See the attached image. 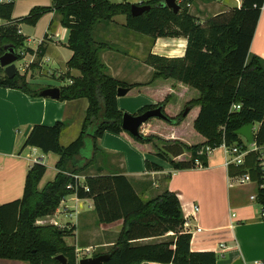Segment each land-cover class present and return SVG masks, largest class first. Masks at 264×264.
<instances>
[{
  "label": "trees",
  "instance_id": "1",
  "mask_svg": "<svg viewBox=\"0 0 264 264\" xmlns=\"http://www.w3.org/2000/svg\"><path fill=\"white\" fill-rule=\"evenodd\" d=\"M14 3L15 0L0 1V19L6 21L0 24V56L8 45L15 46L17 52L23 45L26 38L20 33L22 23L35 25L42 15L55 9L62 17V25L70 30L67 45L73 54L68 67L81 72L80 76H72L71 84L60 87L59 100L87 98L89 107L80 136L68 146L60 141L64 122L33 127L24 147H38L45 154L57 153L60 156L56 164L58 173L39 190L47 166L42 161L34 163L27 172L23 196L0 205V259L23 260L29 264H62L56 259L62 254L68 264H77L76 247L65 241V230L54 223H37L42 217L54 215L66 197L76 195L80 199L93 200L99 223L123 220L106 264L145 261L217 264L214 251L191 249L192 234L184 228L186 218L176 192L165 190L146 200L123 174L86 175L82 184L75 176L83 175L96 163L98 140L107 131L126 134L151 154L169 162L175 170L196 168V159L207 166L208 154L199 155L204 147L215 149L224 142L248 146L237 131L250 123L259 124L255 142L263 146L264 60L251 54L250 50L264 0H242L240 7L232 6L203 22H198L187 6L175 13L164 6V0L141 3L152 8L139 16L132 15V3L128 1L54 0L52 7H35L28 16L19 19L12 18ZM118 15H126L127 27L140 34L153 38L186 37L185 57L150 54L147 63L155 72L146 84H129L110 76L101 59V51L109 44L98 43L94 31L99 23L111 22ZM45 49L42 42L37 49L38 56L43 57ZM18 54L20 59L23 58V52ZM159 79L183 83L196 89L199 95L189 99L178 112L168 108L172 93L156 105L143 107L135 115L161 107L165 118H151L141 128V136L135 137L122 127V118L127 112L118 107V89L124 87L132 92ZM0 86L19 89L32 96H41L44 89L34 87L26 75L19 72L13 78L7 77L1 66ZM234 104H239L240 109L233 110ZM196 106L200 107L197 117L191 127L185 125L180 137L164 134L165 128L180 127ZM151 122L157 125L150 129ZM146 166L150 170L161 169L150 161ZM228 175H250L253 182H258L257 203L264 207V176L257 151H250L243 164H230ZM169 233L174 237L152 243H134Z\"/></svg>",
  "mask_w": 264,
  "mask_h": 264
},
{
  "label": "crops",
  "instance_id": "2",
  "mask_svg": "<svg viewBox=\"0 0 264 264\" xmlns=\"http://www.w3.org/2000/svg\"><path fill=\"white\" fill-rule=\"evenodd\" d=\"M144 1L148 0H132L130 3L139 4ZM231 1L232 5L228 2V6H241L242 0L238 3ZM53 3L54 0H15L12 18L26 17L33 8L52 7ZM227 5H213L207 0L187 2L189 12L198 22L227 10ZM61 18L60 13L53 9L42 15L35 25H20V33L26 38L22 52L28 59L23 71L28 73L30 82L44 88L71 84L72 76L81 75L80 70L68 67L73 54L67 45L70 30L62 25ZM5 22L0 19V24ZM135 33L137 32L127 27L126 15H118L111 22H101L95 28V38L109 44L108 48L101 51V59L107 67V73L116 79L129 84H146L151 81L155 72L154 67L147 63L150 54L166 58H184L186 55L188 39L184 36L153 38ZM42 42L46 49L43 57H40L37 49ZM25 48L34 52H26ZM250 52L264 60V6ZM31 65L34 69H31ZM44 73L47 75L43 76L55 77L60 82H43L46 77L41 74ZM170 93L173 98L168 108L172 112L180 111L189 99L199 95L196 89L188 85L172 79H159L148 87L118 96V107L125 112L137 114L143 107L156 105ZM88 107L87 98L62 101L51 97L32 96L19 89L0 86V205L23 196L26 175L34 163L42 161L47 166L46 174L38 185L39 190L53 181L58 173L56 164L60 156L57 153L45 154L38 147H24L33 127L36 124L54 125L64 122L60 141L62 145L68 146L80 136ZM199 109V106L194 107L180 127L165 128L167 131L164 134L167 137H180L185 125L191 127ZM156 125L151 122L148 127L151 129ZM98 146L96 163L80 175L82 182L86 175L123 174L146 200L165 190L174 191L180 198L185 218L189 219V228L194 232L191 240L193 251H214L217 264H232L239 258L245 264L264 260V217L256 213L252 204L246 202L244 197L234 198L231 189H226L223 184H219V189L214 187L218 179L223 182L219 176L221 172L226 179L234 178L228 175L225 152L224 160H215L210 153L208 165L205 167L175 170L169 162L151 154L147 148L126 134L107 131L98 140ZM147 161L158 164L161 169H148ZM248 199L251 200L250 196ZM195 205L200 207L196 217L192 215ZM61 216L71 218H59ZM43 221L62 225L72 223L75 227L74 243H70L68 237L66 241L69 245L77 246L78 254L82 247L90 254L93 249L106 251L108 247H113L123 226V220L99 223L93 200L80 199L76 195L66 197L54 215L41 218L39 223H44ZM196 226L202 230L197 232ZM171 234L174 235L169 233L134 243L158 242L172 236ZM81 258L79 255L78 262ZM0 264L29 263L23 260L0 259ZM139 264L173 263L145 261Z\"/></svg>",
  "mask_w": 264,
  "mask_h": 264
},
{
  "label": "water",
  "instance_id": "3",
  "mask_svg": "<svg viewBox=\"0 0 264 264\" xmlns=\"http://www.w3.org/2000/svg\"><path fill=\"white\" fill-rule=\"evenodd\" d=\"M164 6L169 7L175 13H179L182 6L178 0H164ZM152 8L149 4H132L131 13L133 16H139L144 14L146 11H149ZM26 42H23L25 45ZM20 60V56L17 52V49L13 45H8L5 48L4 54L0 56V66L4 68L5 74L9 78H13L19 72L17 67V62ZM129 92L128 88L120 87L118 89V96H124ZM40 95L43 97H51L54 99H59L61 97L60 87H49L45 88L40 92ZM165 118V115L161 107L148 110L142 114L135 115L131 113H125L122 118V127L124 130L128 131L135 137L141 136V128L143 125L150 120L151 118ZM255 124L250 123L242 128H240L237 133L244 137L249 144L255 143ZM111 258L110 253L100 254L98 256H92L87 258H82L79 260V264H106V262ZM58 261L62 264H68L67 258L60 254L56 257ZM232 264H245L242 258L237 259Z\"/></svg>",
  "mask_w": 264,
  "mask_h": 264
},
{
  "label": "rangeland",
  "instance_id": "4",
  "mask_svg": "<svg viewBox=\"0 0 264 264\" xmlns=\"http://www.w3.org/2000/svg\"><path fill=\"white\" fill-rule=\"evenodd\" d=\"M110 1H112L113 3H124V2H126V1H128V2H131L132 0H110ZM149 1H151V0H148V1H144V2H141V3H147V2H149ZM188 1H191V0H178V2L181 4V6H182V4H183V6H182V10H183V8L185 7V5L187 6V2ZM207 1H209L211 4H213V5H215V4H221V5H227V3L228 2H230V5H232L231 3H233V1H231V0H207ZM141 3H139V4H141ZM235 6V5H234ZM226 8H231V6H228L227 5V7ZM121 18H123V16H120ZM119 17V18H120ZM135 34H138V33H135ZM97 37H99L98 35H97ZM103 40H97V42L98 43H100V42H102ZM24 48V45H22L21 47H19L18 48V52L20 53V54H22V49ZM24 51V50H23ZM26 51V50H25ZM28 64V59L23 55V58H21L18 62H17V67H18V69H19V73H21V74H24V75H26V78H27V80L29 81V76H28V73L27 72H24L23 70H24V68H26V65ZM37 64H38V62H37ZM47 68V67H46ZM31 69H34L33 68V66L31 65ZM47 71V70H46ZM45 72V71H44ZM40 75V74H39ZM42 75V77H46V78H44V80H43V82H46V81H49V82H52L53 83V81H59L60 82V80L59 79H57V78H55V77H52V76H43V75H47V74H41ZM30 82V81H29ZM30 83H32V82H30ZM33 85H34V87L35 86H38L37 84H34V83H32ZM39 88L40 87H42V85L40 86H38ZM58 87V86H57ZM42 88H44V87H42ZM45 89V88H44ZM256 130H255V132L257 131V129H258V123H256ZM242 139V141H243V143L245 144L246 142H247V140L244 138V137H242L241 138ZM247 144H248V148H249V146L251 145V144H249L248 142H247ZM212 153V155H214V157H215V160H217V159H221V160H224V158H225V156H224V150L222 149V148H216L214 151H212L211 152ZM223 174L224 173H222L221 172V174L219 173V176L221 177V179L223 180V182L220 180V179H218L217 180V183L216 184H214V187H215V189H219V187H221L220 185L221 184H223L225 187H226V189L227 188H229V189H231V191H232V195H233V197L234 198H236V199H239V198H241V197H244L245 198V201L246 202H248L249 204H252V207H253V209L255 210V212L256 213H258V214H262V212H263V208H262V206L260 205V204H258L256 201H252V200H249L248 199V197L249 196H251L252 194H258V190H259V184H258V182H247V183H244V184H242V183H240L239 182V179H240V177H234V178H230V179H226V177H224L223 176ZM229 178V177H228ZM220 184V185H219ZM224 190H225V188H224ZM251 206V205H250ZM42 218H44V217H42ZM59 218H71L70 216H66V217H59ZM41 219V218H40ZM39 219V220H40ZM39 220L37 221V223L39 222ZM44 222V221H43ZM45 223V222H44ZM43 223V224H44ZM49 223V222H48ZM52 223H54L56 226H58L60 229H62V230H65V232H66V235H65V241H66V238L68 237L69 239H68V241L70 242V243H74V238H73V236H74V234H73V232H74V230H75V227L72 225V223H68V224H64V225H62L61 223L60 224H58V223H55V222H52ZM172 235V234H171ZM174 236L172 235V236H168L167 237V239H171V238H173ZM118 238V235L116 236V239ZM67 242V241H66ZM68 244V243H67ZM76 247V256H77V264H79V262H78V259H79V255L83 258V256H85L84 258H87V256H91V255H96V254H104V253H109V251L111 250V248L112 247H108V249L106 250V251H100V250H98V251H93L92 250V253L90 254V253H88V252H86V250L82 247V249L80 250V252H79V254H78V251H77V246H75ZM81 258V259H82Z\"/></svg>",
  "mask_w": 264,
  "mask_h": 264
},
{
  "label": "built area",
  "instance_id": "5",
  "mask_svg": "<svg viewBox=\"0 0 264 264\" xmlns=\"http://www.w3.org/2000/svg\"><path fill=\"white\" fill-rule=\"evenodd\" d=\"M237 3L239 0H235ZM240 109V105L239 104H234L233 105V110H239ZM218 148H222L226 154V165L229 166L230 164H243L244 160H245V156L252 150L257 151L260 154V167H261V171L263 172V176H264V145L263 146H259L257 145V143L255 142L254 144H251L248 148V146L244 147L242 145H238V144H231L228 145L226 144V142H224L220 147ZM216 149V148H215ZM215 149L211 148V147H204L202 148V150L199 152V155H202L204 153H207L208 156L209 154L214 151ZM196 167H204L201 160L200 159H196ZM77 179H79L81 181V177L80 175H76L75 176ZM240 177L239 182L244 184L247 182H253L250 175H243V176H238ZM82 184V181H81ZM69 188H72V185H69ZM88 190V187H85ZM251 200L256 201L257 202V195L256 194H252L250 196ZM263 208V212L261 214L262 217H264V207ZM200 211V207L199 205H195L194 206V213L192 214L194 217H196V214ZM234 216V214H233ZM39 223V222H38ZM39 224H43V223H39ZM191 227L189 219H186L184 228L187 232H190L192 235L194 234L193 231H191V229L189 228ZM202 230V228L197 227L196 226V231L200 232ZM222 246H224V244H222ZM251 264H264V260L263 259H259V260H255L254 262H252Z\"/></svg>",
  "mask_w": 264,
  "mask_h": 264
}]
</instances>
